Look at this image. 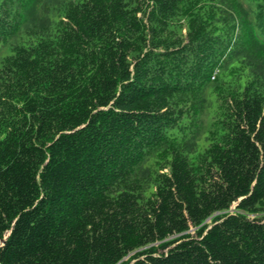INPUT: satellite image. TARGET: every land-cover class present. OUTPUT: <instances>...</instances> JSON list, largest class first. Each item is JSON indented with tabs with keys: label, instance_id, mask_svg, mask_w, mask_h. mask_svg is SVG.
<instances>
[{
	"label": "trees",
	"instance_id": "trees-1",
	"mask_svg": "<svg viewBox=\"0 0 264 264\" xmlns=\"http://www.w3.org/2000/svg\"><path fill=\"white\" fill-rule=\"evenodd\" d=\"M0 244L264 264V0H0Z\"/></svg>",
	"mask_w": 264,
	"mask_h": 264
},
{
	"label": "water",
	"instance_id": "water-1",
	"mask_svg": "<svg viewBox=\"0 0 264 264\" xmlns=\"http://www.w3.org/2000/svg\"><path fill=\"white\" fill-rule=\"evenodd\" d=\"M6 239H7V237L2 240V242H1L2 245H4V243L6 242Z\"/></svg>",
	"mask_w": 264,
	"mask_h": 264
},
{
	"label": "rangeland",
	"instance_id": "rangeland-1",
	"mask_svg": "<svg viewBox=\"0 0 264 264\" xmlns=\"http://www.w3.org/2000/svg\"><path fill=\"white\" fill-rule=\"evenodd\" d=\"M208 222L210 223V220H209ZM191 232H192V233H194L195 231H194V230H192ZM0 246H1V244H0Z\"/></svg>",
	"mask_w": 264,
	"mask_h": 264
},
{
	"label": "bare ground",
	"instance_id": "bare-ground-1",
	"mask_svg": "<svg viewBox=\"0 0 264 264\" xmlns=\"http://www.w3.org/2000/svg\"><path fill=\"white\" fill-rule=\"evenodd\" d=\"M139 160H140V158H139Z\"/></svg>",
	"mask_w": 264,
	"mask_h": 264
}]
</instances>
